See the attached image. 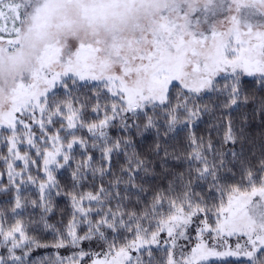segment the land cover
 <instances>
[{
	"label": "snow or ice",
	"instance_id": "1",
	"mask_svg": "<svg viewBox=\"0 0 264 264\" xmlns=\"http://www.w3.org/2000/svg\"><path fill=\"white\" fill-rule=\"evenodd\" d=\"M257 119L264 0H0V264H264Z\"/></svg>",
	"mask_w": 264,
	"mask_h": 264
},
{
	"label": "trees",
	"instance_id": "2",
	"mask_svg": "<svg viewBox=\"0 0 264 264\" xmlns=\"http://www.w3.org/2000/svg\"><path fill=\"white\" fill-rule=\"evenodd\" d=\"M248 88L252 92H255L257 95H259V92L257 90V86L251 84V82H249ZM249 111H251V109H249ZM249 134L251 136H253L257 141H259L261 136L264 135V125H262L258 119L253 120L249 126ZM10 199H11V197L8 195L0 194V207H5L7 202ZM61 207H63V204H61ZM53 251H54L53 249H42L38 252L37 255H39V256L51 255L53 253Z\"/></svg>",
	"mask_w": 264,
	"mask_h": 264
}]
</instances>
